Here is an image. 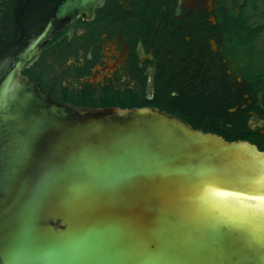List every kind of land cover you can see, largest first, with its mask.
I'll use <instances>...</instances> for the list:
<instances>
[{"label": "water", "instance_id": "water-1", "mask_svg": "<svg viewBox=\"0 0 264 264\" xmlns=\"http://www.w3.org/2000/svg\"><path fill=\"white\" fill-rule=\"evenodd\" d=\"M102 1L0 0V264H264V149L23 72Z\"/></svg>", "mask_w": 264, "mask_h": 264}, {"label": "trees", "instance_id": "trees-1", "mask_svg": "<svg viewBox=\"0 0 264 264\" xmlns=\"http://www.w3.org/2000/svg\"><path fill=\"white\" fill-rule=\"evenodd\" d=\"M154 1L159 5L156 16L162 20L161 45L173 51L176 69L189 54L206 55L209 68L195 78L197 87L188 85L189 75L181 70L169 79L158 78L151 97L131 89L120 95L111 88L98 101L92 96L73 100L65 93L60 100L93 107L156 106L195 128L216 132L227 140L247 139L264 149V123L251 122L252 115L264 118V0H218L214 21L209 14L176 17L178 0ZM153 16L143 12L134 25L138 34L146 37L153 31V20L147 24ZM165 18L170 20L167 27ZM211 40L218 43L216 51ZM23 72L37 78L30 69Z\"/></svg>", "mask_w": 264, "mask_h": 264}, {"label": "flooded vegetation", "instance_id": "flooded-vegetation-1", "mask_svg": "<svg viewBox=\"0 0 264 264\" xmlns=\"http://www.w3.org/2000/svg\"><path fill=\"white\" fill-rule=\"evenodd\" d=\"M217 4L218 0H178L176 17L209 14L214 21ZM158 9L154 0H104L93 19L79 17L65 26L24 69H30L37 78L30 77L59 101L64 93L73 100L92 96L98 101L111 88L120 95L131 89L151 97L158 78L164 75L169 79L181 70L189 75L188 85L197 87L195 78L209 68L207 57L189 54L176 69L173 51L161 45ZM144 11L154 15L147 24L153 20L155 25L146 37L134 29ZM163 20L167 27L170 20Z\"/></svg>", "mask_w": 264, "mask_h": 264}, {"label": "rangeland", "instance_id": "rangeland-1", "mask_svg": "<svg viewBox=\"0 0 264 264\" xmlns=\"http://www.w3.org/2000/svg\"><path fill=\"white\" fill-rule=\"evenodd\" d=\"M240 1H241V0H240ZM204 4H205V2H204ZM210 4H211V6H212V1L210 2ZM211 19H213V17H211ZM210 43H211V48H212V50H213V51H216L217 48H218V43H217V41H215V40H211ZM251 122H252V124L264 123V118L262 119V118H259V117H257V116L252 115V116H251Z\"/></svg>", "mask_w": 264, "mask_h": 264}]
</instances>
